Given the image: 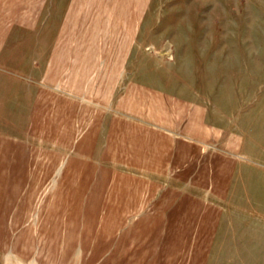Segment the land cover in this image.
<instances>
[{"label": "rangeland", "instance_id": "1", "mask_svg": "<svg viewBox=\"0 0 264 264\" xmlns=\"http://www.w3.org/2000/svg\"><path fill=\"white\" fill-rule=\"evenodd\" d=\"M102 262L264 264V0H0V264Z\"/></svg>", "mask_w": 264, "mask_h": 264}, {"label": "bare ground", "instance_id": "2", "mask_svg": "<svg viewBox=\"0 0 264 264\" xmlns=\"http://www.w3.org/2000/svg\"><path fill=\"white\" fill-rule=\"evenodd\" d=\"M119 150H121V149H119ZM122 151V150H121ZM86 183V182H85ZM85 185V184H84ZM83 187V186H82ZM131 194V193H130ZM14 195V194H13ZM81 195V194H80ZM106 198V197H105ZM126 198V197H125ZM69 199V198H68ZM107 199V198H106ZM125 200V199H124ZM113 201V200H112ZM21 202V201H20ZM66 202V201H65ZM22 203V202H21ZM196 203V202H195ZM9 204V203H8ZM129 204V203H128ZM75 206V205H74ZM194 207V206H193ZM23 208V207H22ZM188 210V209H187ZM192 210V209H191ZM193 211H194V209H193ZM188 212V211H187ZM186 212V213H187ZM191 213V212H190ZM91 215V214H90ZM190 217H192V216H190ZM92 218V217H91ZM194 218V217H193ZM72 219V218H71ZM198 221H199V219H198ZM201 222V221H200ZM196 223V222H195ZM91 225V224H90ZM200 227V226H199ZM86 241V240H85ZM108 241V240H107ZM106 243V242H105ZM93 246V245H92ZM91 246V247H92ZM89 247V246H88ZM101 248V247H100ZM105 248V247H104ZM116 248V247H115ZM90 249V248H89ZM110 249V248H109ZM100 250V249H99ZM108 251V250H107ZM120 251V250H119ZM82 253V252H81ZM130 253V252H129ZM95 254H96V252H95ZM143 255V254H142ZM95 256V255H94ZM109 256V255H108ZM145 256V255H144ZM89 258V257H88ZM87 258V259H88ZM108 258V257H107ZM131 258V257H130ZM125 260V259H124ZM90 261V260H89ZM134 261V260H133ZM140 261V260H139ZM143 261H145V260H143ZM108 262H109V260H108ZM112 262V261H111ZM103 264H105L104 262H102ZM123 263V262H122ZM127 264V263H126ZM137 264V263H136ZM149 264V263H148Z\"/></svg>", "mask_w": 264, "mask_h": 264}]
</instances>
